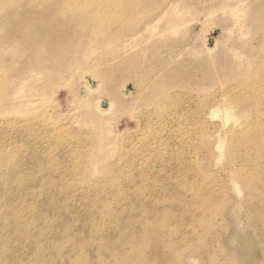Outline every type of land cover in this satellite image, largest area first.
I'll return each mask as SVG.
<instances>
[{
	"label": "rangeland",
	"instance_id": "374dc122",
	"mask_svg": "<svg viewBox=\"0 0 264 264\" xmlns=\"http://www.w3.org/2000/svg\"><path fill=\"white\" fill-rule=\"evenodd\" d=\"M10 1L12 2V0ZM35 1V3L33 2L34 6H32L33 4L30 6L28 0L26 3L21 2L19 5L15 6L14 0L12 3H8V0H0V137L7 136L10 141L12 133L6 129L5 126H7V124L24 121L29 122L31 119L39 118L43 120L45 125L50 126L51 129H63L68 134H71L73 137L71 139V146L78 149L77 153L82 154V158H86L91 151V138L99 135L101 130L105 128H101L100 125L99 130L93 131L91 126H84L87 125L85 123L82 125L83 121L80 122V119L83 120L84 117L81 118L82 114L80 109L84 103H82L81 98H78L79 96L77 97L71 92L70 86L76 82V84H78L76 89L82 96L86 89L85 85H90L95 82L91 74L86 73V70L91 65L87 64L89 56L92 54L90 57L95 59L94 63L97 65L98 59H104L100 54L116 49L121 36L139 33L142 30L141 25L143 22L148 19L156 18L160 14L164 0ZM49 2H51L52 6ZM185 3L191 10L197 6L195 0H186ZM247 3L250 8L248 16L252 15L254 19L252 23L247 26L249 29L248 37L234 44V49L237 50L238 53L240 51L243 57L238 61L232 56H224L226 59L223 57L220 58L218 54L221 49L219 47L216 48L209 55L208 59L205 58L209 61H215L213 66H211L209 70L207 69V73H209L207 78H204L201 74L204 70L197 71L196 75L193 71H188L183 74L179 73L178 75L173 72H166L163 75H158L159 73L156 72L158 76L156 79H153V77H150L147 73L137 72L136 77L134 76V78H132L128 75V70H133V66L123 68L124 77L126 78L124 86L126 91L129 92V94L125 93L128 97V101H130L131 94L135 93V88L133 86L137 79L144 85V89L140 96L145 97L144 95H146V97L154 98V90H149L153 81H156L155 84L160 92L159 95L148 105L134 108L129 115H122L112 123V128L110 130L113 131L116 144H113V148L109 150L110 157L108 160L100 165L97 171H93V175H87V178H84L83 176L86 172L85 169H83L80 179L78 177L76 181L70 182L64 180L65 185L70 186L65 189V192L72 196L69 198V201L75 203V207L72 204V211L70 212H74L78 219H81V223H78L80 225L77 224L80 235L79 237L77 236L79 242H77L78 240L76 242L78 245L82 244V247H85L86 250L88 249L87 251H91L97 246V243H94L95 241L88 239L95 232V230H93V228L95 229V223H93V221H89L88 223L87 218L84 216L88 214V216H95V213L90 212L91 214L93 213L91 215L87 210L82 211V207L86 204V201L81 198L83 191L87 189L90 183H95V181L103 177V171L106 167L114 165V161L122 157L119 154L127 147L128 138L135 140L136 144L145 140V137L140 134H131V130L138 125L140 113L149 112V117L151 118L152 114L150 113L154 112L157 119L148 123L147 127L151 129L152 134L150 135L151 137L146 140L151 141L153 138H160L162 142L160 150L165 154L170 153L178 157L177 159L171 157L167 164L169 166H176L178 160L181 159V161L185 160L183 162H189L195 167L199 164L197 168L201 170H208L211 173V178L214 183L222 185L223 191L229 199L227 207L221 208L220 211L217 212L216 209L219 205L215 204L216 201L213 198L211 200L212 202L208 201V203L204 204L205 206L203 205V207L198 210L195 209L194 213H196V215L193 214L195 219H193L194 216L192 213H190L189 216V212L187 214L183 212H179L180 214H178L175 212L174 215L176 216L179 215V217H181L180 215L184 216L185 214L183 218L189 216V218L195 220L193 221L189 218L185 219L187 222L190 220L189 222L191 224L189 222L185 224L192 225L194 230L191 226L189 227L194 231V236L187 231L189 235H187L186 239L182 240L177 237L178 234H175L177 236L174 238L175 235L173 236L172 234L176 233L175 231H168L166 229L162 231V229H159L156 233L159 238H157L156 242L155 240H150L149 243V238H142L141 234L140 236L134 234L132 237L128 236V238L125 237L123 241L121 240V244L115 243V248H117H114L115 250L112 251V259L110 258V261H107V259L104 258V262L107 261V264H110L111 260V264H148V262L150 264L155 259V252L154 255L152 253L156 250L155 248L160 247L159 244L164 241L163 239L167 241V239H171L172 237L175 240L178 238L176 244L180 246L178 247L176 245L179 250L173 255L175 262L169 259L170 257L167 253L165 258L158 260L160 264H162V262L168 263V261H170L169 263L171 264H195L192 262L193 260L196 264H264V157L257 161L260 163V166L252 170L251 165L247 161H240V158H236V160L233 159L227 141L230 139L231 135L222 134L241 127L240 130H238L239 132L232 131L240 133L238 134V136H240L244 134L250 126L255 125L257 121H259L260 128L264 133V22L261 21L264 5L260 0H248ZM11 4L13 6H11ZM35 4H38V6ZM46 5L50 9L48 7L46 8ZM208 6L214 7L215 3L209 4ZM43 8L47 11H44ZM43 11L49 12L47 17L49 20L45 21V37L41 39L37 38L33 32L25 27V23L31 21L29 19L33 20L43 15ZM12 13L15 14V16H12ZM198 35L202 39H205L206 43L214 44V40L218 38L219 30L213 27L204 29L200 26L199 19H197L192 23L190 28L185 30L183 38H168L165 40H157L155 43H144L142 41L141 45L144 46V48L147 47L145 61L147 63H152L154 58H156L162 60L160 63H166L167 66L173 67V62L179 56L178 54L185 48H189ZM46 44H51L53 49L43 54L38 52V47ZM188 52L189 51H186L183 57L179 59L181 62L190 59V54ZM50 56L56 57L55 64L46 74L38 75L39 77L35 75V77L39 79L34 77L38 81H45V79L48 80V78L52 79L47 85V95L42 105L39 103L40 106H38L39 104L37 103V106L35 105L34 108L30 109V111L21 118L14 115H1L2 108L8 106L6 98L11 91L10 80L16 79L20 74L24 75L26 71L35 64L43 62L45 57ZM151 66H153V64H151ZM153 74L154 73H152V75ZM79 79H81V83H79ZM194 85H197L198 88L194 87ZM192 87V90L189 89ZM188 89L190 93H186ZM200 91H202L203 94ZM240 92L242 96L248 94L254 95L251 96L253 98L252 102L255 103L256 106L258 105L260 110L257 117L256 115H252L250 110L244 106L243 103L235 101V97L240 96ZM185 95H191L192 98L188 99ZM142 97L139 99L140 102L143 100ZM219 100L223 103L222 106L231 107L233 121H236V124L230 121L223 131L220 132L222 136L220 147H218L217 144V135L219 133H216L217 129L215 128L217 120L214 119L211 122L209 121L208 124L213 126V129L210 131H205L197 127L196 122L197 108L200 109V113L203 110L205 114L204 119L206 120V115L210 113V110L221 107L220 104L216 105ZM45 119L46 121L49 120L46 122ZM97 124L98 121L95 125ZM78 146L80 148H78ZM126 150L127 152L130 151L129 145ZM187 156L190 157V160ZM46 165V169L42 170L39 168L40 170L38 171V177L42 178L44 182H48L50 179L48 172L54 170L55 167L60 168L61 171H65L69 168V164L65 163L64 165H60V167L53 164L48 165V163ZM31 185H33L32 182ZM102 185L103 188L106 189L107 183ZM52 187L53 188L49 190L48 194L57 195L58 192H55L54 186ZM238 189L240 190V194L237 192ZM179 191H181V189L179 187L176 188V192ZM163 193L164 199L161 200V205L165 206L167 203H170L169 206H171V204L174 205L176 203L173 197L168 196L171 199H166L167 194L166 192ZM108 199L110 201L113 200L112 198ZM181 201L178 205L176 203L179 209H186L191 203L190 201ZM122 203L126 204L127 200L121 202L118 208L121 209L125 206ZM184 204L185 206H183ZM167 206L168 204L166 207ZM208 208H214V211H216L204 217L207 218V220L209 219L208 223L210 224V228L205 231H199V224H195L197 220L196 217L199 215L198 217L201 216L200 218L204 219L203 215L206 216L205 213ZM121 211L124 213V210ZM85 212L87 213L84 214ZM120 212L118 214H120ZM199 213H202V215ZM79 214H81V216ZM54 215L57 216L56 214ZM202 219L199 221H202ZM207 220L200 223L204 224ZM86 222L87 224H85ZM92 223L94 225H91ZM83 224L84 226H81ZM77 225L74 227H77ZM200 226L201 225H199V227ZM189 227H186V230L190 229ZM76 229L74 228V230ZM80 229H83L82 233ZM34 234L35 237H45L44 235L48 236L49 233L39 232L36 234V232H34ZM162 236L165 237L163 238ZM168 236L169 238H166ZM188 237H191V239ZM61 239L63 240V238ZM64 239L66 240H63L64 244H66L65 246L63 243V245L60 244V240L52 243L56 246L59 245V249L57 248V250L55 245V248L52 246V252H50L49 255L53 257L51 254L55 253L53 251H57L54 257L58 258L53 257L48 262L46 260L47 263L44 262L45 264H53L52 261L54 262L57 259L58 261L54 262V264H60L59 262L62 264L64 262L63 260H65L64 263L70 262L69 259L73 257L72 255L81 248L80 245L78 246L75 242L77 238L73 239L65 236ZM89 240L90 242L92 241L91 243L93 245L89 243ZM73 242H75V244ZM145 242H148L146 248L150 250L148 255H144L143 252L141 253V251L146 250L144 249L146 245ZM31 243L26 244V242L23 241L21 243L22 246L20 243H16V245L12 244V246L8 244L6 246L1 245L0 264H14L15 259L17 261H25L23 264H36L32 257L34 249H31L38 243ZM67 244H72V246L66 248V250H69L68 253L65 251L62 254V250H65L64 247H66ZM157 244L158 246H156ZM92 246L94 247L91 248ZM2 248L4 249L2 250ZM9 248L10 250L14 249V252L17 250V252H19L17 256L19 257L16 256L15 259L13 257L11 260V258H9L10 256L7 255V249ZM120 249L123 250L120 251ZM137 249H139V251ZM137 251L138 255L136 256ZM115 252L116 254L114 257ZM75 254L73 258L78 262L76 258V256L78 257V252ZM68 255L71 257H68ZM108 255L110 257V254ZM117 255L122 256L118 257ZM6 259L8 262H6ZM96 259L97 258L94 259L95 261L91 260L92 262L85 260V262H78L77 264H93L102 260L98 258L96 261ZM163 259L165 260L163 261ZM74 262L75 261H73V263Z\"/></svg>",
	"mask_w": 264,
	"mask_h": 264
},
{
	"label": "bare ground",
	"instance_id": "6f19581e",
	"mask_svg": "<svg viewBox=\"0 0 264 264\" xmlns=\"http://www.w3.org/2000/svg\"><path fill=\"white\" fill-rule=\"evenodd\" d=\"M9 1L10 0H8V3L11 2ZM14 1L16 6L21 2L26 3L27 0ZM34 1L35 0H28L29 5L31 6L33 4L32 6H34L36 2ZM185 1L186 0H164L160 14L154 19H148L143 22L141 25L142 30L139 33L121 36L116 49L100 54L104 59H98L97 65L94 63L95 59L90 57L92 54L87 59V64L91 65L86 70V73H90L95 82L92 84L89 83L90 85H85L86 89L82 96L76 89L78 84L74 82L72 86H70L71 92L74 93L75 96H79L78 98H81L82 103H84L81 109L79 108L82 114L81 118L84 117L83 120L80 119V122L83 121L82 125L85 123L87 125L84 126H91L93 131L99 130L100 125L101 128L103 127L105 129L101 130L99 135L91 138V151L86 158H82V154L77 153L78 149L71 146V139L73 138L71 134H68L63 129L53 130L50 126L45 125L43 120L39 118L31 119L29 122L10 123L5 126L6 129L12 133V136L10 137V141L7 136L0 137V246H6L7 244L12 246V244L16 245V243L21 244L23 241L26 242V244L31 242V244L38 243L31 249H34L32 257L36 264H42L46 262V260L48 262L54 255L56 256L57 251H53L55 252L54 254L52 253L53 255L51 254L53 257L49 255V253L52 252V246L54 247L55 245L52 244L54 241H58L61 238L66 241L64 239L65 236L73 239L77 238L75 242L78 240L80 236L78 230V225L80 224L78 223H81V219L79 220L74 212H70L72 211V204L75 207V203L69 201V198L72 196L68 195L65 189L70 186L65 185L64 180L70 182L76 181L78 177L80 179L83 169H85L86 172L83 176L84 178H87V175H93V171H97V168L108 160L110 157L109 150L113 148V144H116L113 131L110 130L112 128V123L122 115H129L134 108L148 105L160 93L155 84L156 81H153L149 90H154V98L146 97V95H144L145 97L140 96L144 89V85L137 79L133 86L135 88V93L131 94L130 101H128V97L125 93L129 94V92L126 91L124 86L126 78L124 77L123 68L133 66V70H128V75L132 78H134V76L136 77L137 72L147 73L150 77L156 79L158 77L156 72L159 73L158 75H163L166 72H173L178 75L179 73L183 74L188 71H193L196 75L199 70H204L206 73L202 72L201 74L204 78H207V76H209L207 69L209 70L215 61L213 62L206 59L209 58V55L216 48L219 47L221 49L218 54L220 58L232 56L238 61L243 57L240 51L238 53V51L234 49V44L248 37L249 29L247 26L250 25L254 19L252 15L248 16L250 9L247 3L248 0H195L197 6L194 7L193 10L186 5ZM260 1H262L264 5V0ZM212 3H215V6L209 7L208 5ZM49 4L51 5V2H49ZM47 5L45 6L46 8L48 7ZM11 6L13 5L11 4ZM36 6H38V4ZM44 11L43 15L33 20L29 19L31 21L25 23V27L33 32L37 38L41 39L45 37V21L49 20L47 18L49 12ZM12 16H15V14ZM197 19H199L202 28L208 29L213 27L219 30L218 38L214 40V44L206 43L205 39H202L198 35L189 48H185L178 54L179 56L173 62V67L167 66L166 63H160L162 60L156 58H154L152 63H147L145 61L147 47L144 48V46L141 45L142 41L144 43H155L157 40H165L168 38H183L185 30L190 28L192 23ZM261 21L264 22V8ZM38 48V52L43 54L49 50L51 51L53 46L51 44H46ZM186 51H189L190 59L181 62L179 59L183 57ZM226 57L224 59H226ZM55 62V56L45 57L43 62L35 64L26 71L24 75L20 74L16 79H11V91L6 98L9 103L7 102L8 106L2 108L1 115H14L21 118L24 117L30 109L34 108L37 103L42 105L44 99H46L48 90L47 85L52 79L48 78V80L45 79V81H38L36 79L39 77L38 75L46 74ZM151 64H153V66H151ZM227 66L231 67L229 65ZM152 73L154 74L152 75ZM35 75L38 77H35ZM79 83H81V79H79ZM194 87H197V85H194ZM189 89L192 90L193 87ZM189 89L187 91H189ZM187 91L186 93H190V91ZM239 95L240 96L235 97V101L243 103L244 106L250 110L251 114L257 117L260 110L258 105L256 106L255 103L252 102L253 98L251 96L254 95L248 94L242 96L241 92ZM140 97L143 99L141 102L139 101ZM185 97L188 99L192 98L191 95H185ZM40 104L38 106H40ZM219 104L221 107L213 108L210 110V113L206 115V120L208 121L204 119L205 114L203 110L200 113V109L197 108L196 111L197 127L205 131L213 129V126L208 124L209 121L211 122L214 119L217 120L215 128L217 129L216 133H219L217 135L218 147H220L222 138L220 132L223 131L230 121H233L231 107L222 106L223 103L221 100L216 103V105ZM150 114H152L151 118L149 117V112L140 113L138 125L131 130V134H140L145 137V140L136 144L135 140L128 138L130 151L127 152V145L122 153L119 154L122 157L115 160L114 165L104 169L103 177L95 181V183H90L87 189L83 191L81 198L86 201V204L82 207V211L87 210L89 213H95V216L92 215L93 213H90L92 216H88L89 214L84 216L87 218L88 223L89 221L95 223V229L93 228L95 232L93 231L94 234L88 239L95 241L94 243H97V246H95L93 250L87 251L88 249L86 250L85 247H82V244H79L81 248L77 251L78 257L76 256L79 263L85 262V260L91 261L94 257L93 260L97 258V261L99 258L102 259V262L97 261L98 263L93 264H107V261H110L112 257V251L117 248H115V243L118 244L121 240L123 241L125 237H132L134 234L138 236L141 234L142 238H149V240L147 239L148 242L150 240H155L156 242L157 238H159L156 235L157 230L162 229L163 231V229H166L168 231H175L176 233H171L173 236L178 234V236L175 235L174 238L177 236L184 240L187 238V235H189L188 232L192 234V236L195 234L193 231L194 228L190 225V220L188 221L190 224H185L187 222L185 219L189 218L190 213L196 215V213H194L195 209L198 210L203 207L205 203H208V201H211L213 198L216 201L215 204L219 205L218 208L216 207L217 212H219L221 208L227 207L229 199L226 197L222 185L214 183L211 178V173L208 170H201L197 168L199 164L195 167L189 162H183L185 160L181 161V159L178 160L176 166H169L167 164L170 158L177 159L178 157L170 153L165 154L160 150L162 146L160 138H153L151 141L146 140L150 138L152 134L151 129L147 127L148 123L157 119L154 112ZM97 121L98 124L95 125ZM233 122L236 124V121ZM240 128L241 127L235 130L232 129L222 134L231 135L230 139L227 141L233 159L236 160V158H240V161H247L251 165L252 170H254L260 166V163L257 161L264 157V133L260 128L259 121H257L255 125L250 126L244 134L238 136L240 133L236 132H239L238 130H240ZM78 148L80 147L78 146ZM178 155L180 156L179 153ZM188 159L190 160V157H188ZM47 163L48 165L53 164L59 167L65 163L69 164V168L65 171H61L60 168L55 167L54 170L48 172L50 175L48 182H44L42 178L38 177V171L40 170L39 168L42 170L46 169L47 167H45V165ZM31 182L33 185H31ZM105 183H107L106 189H104L102 185ZM52 186H54L55 192H58L57 195L48 194L49 190L53 188ZM178 187L181 191L176 192V188ZM163 192L167 194L166 199H171L168 196L173 197L177 205L181 200L183 202L190 201L191 203L186 209L177 208L176 203L174 205L171 204V206H169L170 203H167L168 206L166 207L167 204L165 206L161 205V200L164 199ZM237 192L240 194L239 189ZM108 198H112L113 200L110 201ZM125 200H127V203H122L125 206L121 209L118 208L121 202ZM185 204L183 206H185ZM121 210H124V213ZM213 211L214 208H208L205 213L206 216L203 215V218L209 216L208 214H211ZM119 212L120 214H118ZM175 212L178 214L181 212L187 214L189 212V216L183 218L185 214L184 216L180 215L181 218L179 215H174ZM215 212L216 211L213 213ZM86 213L87 212L84 214ZM199 214L202 215V213ZM79 215L81 216V214ZM52 216L57 218L54 219ZM198 216L199 215L196 217L197 220L195 224L201 225L200 227L198 225L199 231L208 230V228H210V224L208 223L209 219H202L200 218L201 216ZM193 219H195V216ZM200 219H202V221L207 220V222L201 224L200 222L202 221H199ZM93 223L91 225H94ZM85 224H87V222ZM211 224L213 225L212 221ZM76 225L77 227H74ZM81 226H84V224ZM189 226H191L193 230H191L192 228ZM73 227L77 229L74 230ZM186 227L190 229L186 230ZM82 230L80 231L81 233L83 232ZM34 232H36V234L39 232H48L49 234L48 236L44 235L45 237H35ZM166 238H169V236ZM178 238H176V240ZM188 238L191 239V237ZM63 240H60L61 245L64 244ZM90 240L89 243L92 242H90ZM163 240L164 241L159 244L160 247L155 248L156 250L153 252L151 251L153 255L155 252V259H152V262L150 260L151 263L160 264L158 260L165 258L167 253L170 257L169 259L175 262L173 255L179 250L178 247L180 246L176 244L177 241L173 239V237L167 239V241H165V239ZM75 242L73 243L75 244ZM77 242H79V240ZM148 242H145L146 245L144 249L146 250L141 251L144 255H148L150 252V250L146 248ZM72 244H67L66 247H64L66 245L64 244L63 247L65 250H62V254L65 251L68 253L69 250H66V248L72 246ZM57 246L55 245L56 249H59V245ZM156 246H158V244ZM93 247L94 246L91 248ZM10 248L7 249V255H9V258L12 260L13 257L15 259L19 252H17V250L14 252V249L10 250ZM3 249L4 248H2V250ZM139 249L137 250L139 251ZM122 250L123 249H120V251ZM138 251L136 252V256L138 255ZM75 253L74 255H76ZM108 254H110V257ZM115 254L116 252L114 253V257ZM74 255L72 256L74 257ZM68 257L71 256L68 255ZM73 257L69 259L71 263H66L77 264L78 262H76V259ZM104 258L107 259V263L104 262ZM113 260L117 261L115 259ZM164 260L165 259H163V261ZM56 261H58V259L54 262ZM63 261L65 262V260ZM73 261L76 263H73ZM6 262H8L7 259ZM54 262L52 261L53 264ZM64 262L62 264H66ZM169 262L170 261H168V263ZM192 262L196 264L194 260ZM23 263H25V261L14 260V264ZM59 263L61 264V262ZM111 263L112 260L110 264ZM163 263L164 262H162V264Z\"/></svg>",
	"mask_w": 264,
	"mask_h": 264
}]
</instances>
